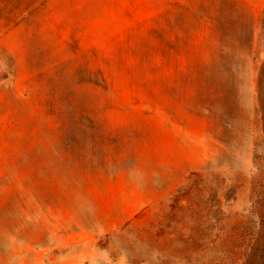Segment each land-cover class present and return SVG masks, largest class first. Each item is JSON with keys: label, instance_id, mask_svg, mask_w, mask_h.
I'll return each mask as SVG.
<instances>
[{"label": "rangeland", "instance_id": "1", "mask_svg": "<svg viewBox=\"0 0 264 264\" xmlns=\"http://www.w3.org/2000/svg\"><path fill=\"white\" fill-rule=\"evenodd\" d=\"M0 32V264H264V0H40Z\"/></svg>", "mask_w": 264, "mask_h": 264}, {"label": "trees", "instance_id": "2", "mask_svg": "<svg viewBox=\"0 0 264 264\" xmlns=\"http://www.w3.org/2000/svg\"><path fill=\"white\" fill-rule=\"evenodd\" d=\"M40 0H0V32L10 31L28 19Z\"/></svg>", "mask_w": 264, "mask_h": 264}]
</instances>
